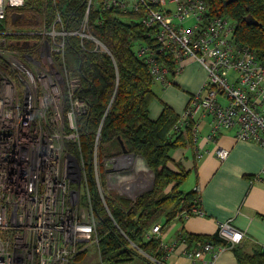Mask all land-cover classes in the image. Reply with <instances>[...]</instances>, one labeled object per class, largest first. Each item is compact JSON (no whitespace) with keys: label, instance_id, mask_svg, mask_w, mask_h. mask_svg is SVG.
<instances>
[{"label":"built area","instance_id":"2783aa9c","mask_svg":"<svg viewBox=\"0 0 264 264\" xmlns=\"http://www.w3.org/2000/svg\"><path fill=\"white\" fill-rule=\"evenodd\" d=\"M88 2L89 9L94 2H102L107 9L143 10V22L158 26L155 37L165 55L174 58L176 75L188 59L199 61L208 71V80L173 133L186 134L195 122L196 146L199 140L208 144L231 132L237 141L264 149V61L236 43L233 20L208 19L209 6L203 0ZM25 4V0H0V21L9 18L11 9L18 11ZM17 11L10 17L7 31L0 33V264H70L77 254L98 245L88 175L81 160L65 146L79 143L75 117L85 111L86 104L73 98L78 82L60 73L53 62L52 54L63 48L55 40L69 33L54 27L43 29L45 24L36 16L27 18ZM12 35L41 37L38 53L9 49L8 36ZM150 51L142 48L140 55L147 57L155 80L170 84L169 69ZM208 118L210 132L200 138L199 121ZM215 154L225 161L230 152L218 148ZM196 155L202 158L203 153ZM250 181L264 186V168ZM94 182L103 199L97 170ZM195 212L201 215L199 210ZM161 230L157 224L147 237L159 236ZM219 235L231 244L229 248L207 244L203 249H187L186 256L194 260L206 253L210 259L202 264H215L221 252L245 238L229 224H222ZM176 247L161 246L165 257Z\"/></svg>","mask_w":264,"mask_h":264},{"label":"trees","instance_id":"16d2710c","mask_svg":"<svg viewBox=\"0 0 264 264\" xmlns=\"http://www.w3.org/2000/svg\"><path fill=\"white\" fill-rule=\"evenodd\" d=\"M203 1L209 6L208 19L228 17L233 20L236 43L248 47L264 61V0H236L227 7H224L227 0ZM25 2L24 8L10 10L9 18L0 24V33L7 31L9 19L16 11L34 12L45 24L43 29L54 27L58 32H68L67 37L55 40L63 48L52 54L53 62L60 73L78 81L73 98L86 104L85 111L75 117L79 143L65 146L81 160L88 175L98 245L77 254L70 264H133L137 258L154 264L146 255L163 262L166 254L161 248L160 235L148 238L147 234L163 220L167 225L176 219L196 216L195 210L201 209V198L196 188L189 192L181 190L191 171L173 160L174 152L193 148L195 144L190 132L173 133L181 116L167 105L157 120L149 116V108L156 98V80L147 57L140 55L141 49H150L172 77L176 76L177 68L174 58L165 55L155 37L158 26L149 27L143 22L146 16L143 10L107 9L102 2H94L90 9L88 0ZM248 15H252L259 26L248 25L245 22ZM8 38L11 40L9 49L38 53L41 39L38 35ZM66 109H70L68 99ZM122 145L129 154L143 158L155 173L153 188L136 201L113 193L110 186L114 173L109 162L123 155ZM96 170L104 200L94 182ZM179 239L187 245L188 251L203 249L207 244L231 246L219 232L201 236L183 231ZM241 245L232 248L239 264H264L263 250L256 248L249 253Z\"/></svg>","mask_w":264,"mask_h":264},{"label":"crops","instance_id":"0c3cea01","mask_svg":"<svg viewBox=\"0 0 264 264\" xmlns=\"http://www.w3.org/2000/svg\"><path fill=\"white\" fill-rule=\"evenodd\" d=\"M169 107L177 115H180L172 106ZM204 126L208 127L205 129ZM199 132L200 138L208 135L210 132L209 124L201 121ZM192 146L193 148L187 147L174 152L173 160L181 162L185 169L191 173L195 172L196 185L194 188L201 198V215L185 220L176 219L167 225H165V220L162 221L160 238L165 245L177 244V247L174 252L164 258L163 262L158 261L154 264H202L203 261L209 260L210 255L206 253L194 260L188 258L185 252L187 246L179 241V235L184 231L189 234L212 236L220 231L222 224H229L245 235L244 240L238 244H242L241 247L244 251L251 253L256 248L264 251V186L252 184L250 181L264 168V149L249 142L237 141L231 132H225L215 142L207 144L202 139L199 140L198 146L194 143ZM218 148H224L230 152L227 160L220 161L217 158L215 151ZM198 151L203 153L202 158H197ZM121 157L128 158L129 156L121 155ZM115 168L116 166L111 168L114 175L120 171V168L119 171ZM138 171L139 176H142V170L138 169ZM115 177L110 182L113 193L128 199L134 197L136 185L139 192L143 187L146 190L144 193L151 190L146 189L142 177L143 180L140 179L141 184H139L138 179L132 185L125 187L129 192L126 196L123 194L125 192L119 191L117 175ZM130 193L133 195H128ZM141 260L144 264H150L143 259ZM215 264H239V262L231 247L219 254Z\"/></svg>","mask_w":264,"mask_h":264},{"label":"rangeland","instance_id":"374dc122","mask_svg":"<svg viewBox=\"0 0 264 264\" xmlns=\"http://www.w3.org/2000/svg\"><path fill=\"white\" fill-rule=\"evenodd\" d=\"M24 15L27 18H30L31 16H36L34 12L33 13L24 12ZM10 20L12 19L10 18ZM4 21H0V24H2ZM23 26L28 29V25H23ZM182 67L184 68L182 72L176 75L175 77H172L171 75L168 76L167 81L170 84L163 83L162 81H157V80L155 81L154 91L156 93V98L153 100L149 108V116L151 120L153 121L157 120L160 117L161 112L166 105L172 106L181 116H183L184 112L186 111L193 97L197 96L200 93L203 85L208 80L209 73L199 61L193 59L185 60L182 63ZM71 81H77V80L72 78ZM203 121L209 124L210 118ZM202 123L204 124V122ZM204 127L206 129V127L208 126H204ZM190 136L194 140V135L191 128H190ZM128 159L130 158L127 157L122 158L120 156L109 162L111 168L116 166L115 169H117V171H119L120 168V171L118 173L117 172L115 173L118 178V183L120 187L119 191L129 193L127 192L125 187L130 186V184L132 185L133 182L138 181V179L139 181L140 179L143 180V178H144L143 183L144 185H146V189L148 190L150 189V187L152 189V174L148 170V168L145 167L146 162L136 157L132 160V162L129 163ZM171 167L175 169L174 166ZM138 169L142 170L141 172L142 176H139ZM139 184H141V181ZM195 185H196V174L193 171L190 174L187 181H185V183L181 186V190L189 192L193 190ZM134 188L136 190L139 189L137 185ZM145 191L146 190L143 187V189L139 192V194H143ZM128 195H133V194L130 193ZM133 264H144V262L141 260V258H137Z\"/></svg>","mask_w":264,"mask_h":264},{"label":"water","instance_id":"95a60500","mask_svg":"<svg viewBox=\"0 0 264 264\" xmlns=\"http://www.w3.org/2000/svg\"><path fill=\"white\" fill-rule=\"evenodd\" d=\"M236 0H227L226 2H225V4H224V7H227L229 4H231V3H233V2H235ZM245 22L248 24V25H253V26H259V23H258V21L257 20H255V18L252 16V15H248L247 17H245ZM26 45H28V43L26 44ZM123 146V155H127V156H129L128 158H130V159H128L129 161V163L130 162H132V160L134 159V158H136V156L135 155H133V154H129L128 152H127V150H126V148L124 147V145H122ZM138 159H142L143 161H144V159L143 158H141V157H137ZM126 161V160H125ZM145 162V161H144ZM145 164V163H144ZM147 164V163H146ZM145 164V167L146 168H148V170L151 172V174H152V188H153V186H154V182H155V173L147 166ZM123 194H125L126 196H127V193H123ZM134 197L133 198H130L131 200H133V201H136V199H137V197H138V195H139V191H137V190H135V192H134ZM141 195V194H140Z\"/></svg>","mask_w":264,"mask_h":264},{"label":"bare ground","instance_id":"6f19581e","mask_svg":"<svg viewBox=\"0 0 264 264\" xmlns=\"http://www.w3.org/2000/svg\"><path fill=\"white\" fill-rule=\"evenodd\" d=\"M181 117H182V116H181ZM200 122H201V121H199V123H200ZM190 128L194 130V128H195V122L192 123V125H191ZM190 128H188V130H187L186 133L190 132Z\"/></svg>","mask_w":264,"mask_h":264},{"label":"flooded vegetation","instance_id":"af4514ba","mask_svg":"<svg viewBox=\"0 0 264 264\" xmlns=\"http://www.w3.org/2000/svg\"><path fill=\"white\" fill-rule=\"evenodd\" d=\"M28 41V40H27ZM150 189H151V187H150Z\"/></svg>","mask_w":264,"mask_h":264}]
</instances>
